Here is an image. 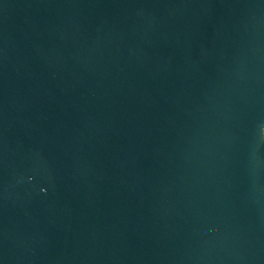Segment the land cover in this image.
Masks as SVG:
<instances>
[{
  "label": "water",
  "instance_id": "1",
  "mask_svg": "<svg viewBox=\"0 0 264 264\" xmlns=\"http://www.w3.org/2000/svg\"><path fill=\"white\" fill-rule=\"evenodd\" d=\"M0 264H264V0H0Z\"/></svg>",
  "mask_w": 264,
  "mask_h": 264
}]
</instances>
